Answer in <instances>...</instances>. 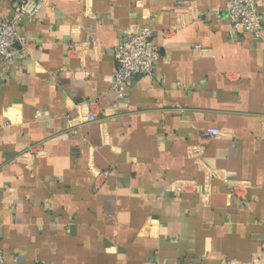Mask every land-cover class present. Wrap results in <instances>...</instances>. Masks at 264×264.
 Here are the masks:
<instances>
[{
    "label": "crops",
    "instance_id": "obj_1",
    "mask_svg": "<svg viewBox=\"0 0 264 264\" xmlns=\"http://www.w3.org/2000/svg\"><path fill=\"white\" fill-rule=\"evenodd\" d=\"M225 2L45 0L21 21L0 62L8 264H264V0L260 36ZM141 26L159 57L118 96L114 48Z\"/></svg>",
    "mask_w": 264,
    "mask_h": 264
},
{
    "label": "built area",
    "instance_id": "obj_2",
    "mask_svg": "<svg viewBox=\"0 0 264 264\" xmlns=\"http://www.w3.org/2000/svg\"><path fill=\"white\" fill-rule=\"evenodd\" d=\"M13 0L9 16L0 15V62L8 64L16 57L24 55L25 36L18 29L22 20L35 16L45 0ZM222 13L232 29L249 31L260 36L263 15L258 9L257 0H226ZM159 57V48L153 42L149 26L139 30H126L114 48V69L112 89L118 96H124L127 85L141 75L152 74ZM264 71V67H263ZM93 120L95 115L89 113ZM218 134V129L210 128L201 135L200 141ZM0 264H8L0 248Z\"/></svg>",
    "mask_w": 264,
    "mask_h": 264
}]
</instances>
